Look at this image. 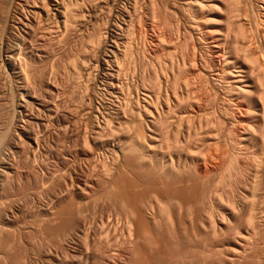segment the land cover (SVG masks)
<instances>
[{"label": "rangeland", "instance_id": "374dc122", "mask_svg": "<svg viewBox=\"0 0 264 264\" xmlns=\"http://www.w3.org/2000/svg\"><path fill=\"white\" fill-rule=\"evenodd\" d=\"M66 1L64 3H67V4H69V2L71 3V1L74 2V3L70 4V5H72V7L70 5H69L70 7L68 5H67V7L70 8L69 10L72 9L73 15L76 14L78 16L77 17L78 20L76 18H75L76 20L74 19L75 20L74 22L76 23V24L75 23L74 24L76 26H79V28L76 27L75 25H74L75 28H73V26H72L70 28L71 31L68 33V36L66 35L65 38H62V41L59 40V39H57V40H59V43H58V41L56 39H54V42H51V41H53L52 39L45 38V40H43V39L37 40L38 42L32 41V44L28 43V45L30 44V46L27 45V46H25V48L24 47L20 48V54L17 57L19 59H17V58L15 59L16 65L19 68V73L23 74V75L20 74V77L17 76V75H15L13 73L12 69L5 62L6 53H5V50L2 49V46H1V45H3V43H6L7 44L9 42L10 38H12L14 36V34L15 35H18L17 33H19V29L16 30V28H13L14 27L13 25L15 23H13L14 21L12 20V18L8 17L11 20L10 19H7V17L6 18L4 17V16H6L4 14L0 16V47L2 49V50L0 49V132H1L0 139L4 143V141L6 139L8 140L10 138V136H12V135L15 134L14 132L16 130L18 131V130H21V128H22L24 133H27L29 131L27 134H29L32 137L34 136L33 138H35L36 140H39L40 143H41L39 150L35 151V154L32 151H29V149L26 147V145H24L25 147L23 146V148L20 150L19 153L13 155L14 157H11L12 159L10 161L11 162L10 165L14 169L13 172H12L13 174L11 173L12 175L11 174H10V176L8 175L6 177V181H2V180H5V179H2V180L0 179V239H3L2 241H4L5 238H7V237L9 238L10 236H12V237H10V240L12 239L11 241H14V244H16V245L18 244L19 246H22V248L24 247L23 248V251H22V254H21V257L19 258L20 260H18L17 263L15 261L14 264H19L20 261H21L22 264H28L29 262L27 260H28V257L30 255H31L32 262L34 261L33 264H38V262L40 263V261H42V259H41L42 258V253L41 252H42L44 246L42 247V245L40 244V240H38L39 239V236L37 235L38 233H36L37 232L36 229H35V228H37L36 225H37V223L42 218H44L45 216H47L48 214L51 213V211H52L51 209H54V208L56 209V207H58V205L60 203H65L67 197L69 196V194L67 195L65 192H63V194H62V192L59 191L60 188L57 187V186L60 185V183H59L60 180H62L63 178L64 179H68L70 177V174L69 173H71V171H70L71 168H69V170H68V162L69 161L66 158L67 154L68 153L70 154V159H71V157L73 158V156L75 155V152L77 150V147H76L77 145L75 143H73V142H75V141H73L75 138L74 139L72 138V141H71V139L66 138L63 135V131L64 130L62 128H65L66 122L62 119V115L65 113V111L66 110L67 111L70 110V108L72 110L73 107L75 108V107L79 106L80 105L79 104L80 99H78V97L81 96V93L82 92L84 93L86 91L89 94L90 93L92 94V95L91 94L89 95V97L91 96V98L89 100V97H87L88 96V93L87 92L84 93V94H86V98H85L86 99V101H85L86 104L84 103V105H85L84 107H85L86 110H89L90 106L92 105L91 107H95V108L99 109L100 111L102 109V112L103 113H107L108 114V111H109V113L111 115L110 114H108V115L111 117L112 122H113V120L115 121L114 122L115 124L113 123L114 127H113L112 124H110L108 126V129L107 130H109L110 134H109V132L107 130H104V132L107 131V134L104 135L106 132L105 133L103 132L102 135H103L104 138L105 137L107 138L108 137L107 136L108 134H109V136H111L113 133H115L114 131H117V135H119V138L115 134L116 136H113L112 135L113 137L112 136L111 137H108L107 138L108 140L105 138V142L108 141V142H110L112 144H114V143L119 144L122 147L123 150L126 147V151H128V152L126 153V151L124 150V152H125V154L127 156L126 155H123L122 152L120 153V150H118L117 148L114 149L113 146L110 147V145H107V144H106V146L103 145L101 147H97L98 149H96V148H94L92 139H90L89 146L90 145L91 146L93 145L92 146L93 147L92 150L94 151L95 157H97L95 159H98V161L97 160L96 161L98 162L99 166H100V163H105L104 161H107V164H106L107 166L105 165L107 168L104 167V164H101V166L99 168L101 170H99V171H97V173H95L96 177H98L99 174H100V176L98 177L100 180H101V177H102V180L101 181L98 179V182L100 181L98 183V185L100 184L99 185V189L100 190L103 189V187H104V181L106 180L107 177L108 178L109 177L115 178L117 181H118V179H120L119 180V183L120 184H123V183L124 184H128L130 182H134L135 183L136 182V179H135L136 176L134 175L133 171L127 165L128 164V160L132 156V153H130L129 151H131L130 150V148H132L131 146H133L136 142H138V141L141 142V143H145L146 142L145 140H146V135H147L146 133H148V126H147V123L144 122V119H143V121H141L142 119H139L140 121H136V119L138 120V116L136 115L135 116L136 119H135L134 118V115H135V113L136 114L139 113V110L138 109H140V108L142 109V107L139 108V105L142 106L141 103H142V99L144 98V96H143L144 90L145 89H147V90L148 89L149 90H153L155 88V85L154 84H156V82H158V80L156 81L157 78H155V77H158V79L163 80V78L164 77L166 78V76L167 77L169 76V78H172L171 81H173L174 77L177 78V76H179L178 78L180 80H179V84H177V86L179 85L178 88L181 87L182 85L183 86L181 88H185L184 83L187 81V84H188L191 81L192 86H194V88L196 89V92H197L196 94H198L199 92H201V94H203L201 96L202 99H201V97H199V94L200 93L198 95H196L198 97V99L196 97V99L198 100V102H196L194 104L192 102H190V104L189 103H187V104L185 103L186 104V107L184 106V102L182 104L183 105V108H185L187 110L189 108H191L190 107L191 105H195L196 107H194L192 109H194V111L196 110L198 112V114H197V112L193 113L192 111H189L190 114H191V112L193 113L191 115H193V116L196 115V116H194L195 120L194 119L191 120V122L193 121L192 123H194V121H196L195 123H197V124H195V126L193 124H190L189 123L191 118L189 119L188 116L189 117H191V116L190 115H188V116L186 115L187 117H185V118L188 119V120H186V122L189 123V124H186L184 122L185 123L184 133L187 134L189 127L191 129L192 128H195L196 129L198 127L197 128L198 131L200 130L201 133H203L204 136H202L201 134L200 135L203 137V140H205V138H207L205 135H207L209 132H212V131H210L212 129V130H215L214 137H213V140L214 141H215L216 137L218 136L217 140L215 141V144L213 143L214 147H215L216 144H219V145H217L218 147L221 145L220 147H221L222 150L219 147V150L220 151L217 148L214 149L213 148V145H212V148L213 149L211 150L212 152L211 151L210 152L211 153H214L215 155H212L210 153H208V154L205 153L206 156H209L210 155L211 157H215L216 159L219 157L220 160L218 158L217 159L218 161L215 164V159L213 158L214 159L213 160V163L214 164H212V167L210 168V170L212 172L209 171L208 174L204 175V179L202 178L201 181H200V183L202 184V187H203L202 190H201V192H200V197H201L200 198V200H201L200 206H202L201 208L204 207V204H205V207L204 208H207V209H209L210 207H211L210 209L214 208V209H212L213 212L215 211L214 212L215 214L213 213L214 214L213 216L215 217V216L218 215L217 217H215L216 219L222 217V213H225L226 212V214H223V216L225 217V219H227V222H229V223L226 224V227H227L228 231L230 230L229 233H227V235L230 234V232H231V230H233V228L235 230L234 232H236L237 230L240 229L237 232H238V234L241 232V236H239L236 233H233L232 234V232L230 234L231 235L230 236L231 238L229 237V235L228 236L226 235L228 240L231 239L230 241H232L233 246H235V247L238 246L237 248H241L239 250H242L241 252L239 251V256L236 255L237 257L236 256H235L236 258L234 257L235 259H237L235 264H237V263L238 264H240V263L241 264H244V263L245 264H251V263L252 264H257L258 263L259 264V261H260V264H261V262H263V260H264L263 259V256H264L263 255L264 254V244L263 243H264V241H262L264 239H261L260 237L257 238V240H260V242L262 241L261 246H259L260 245V242L258 243L259 245L256 243V242H258V241H255L256 240V237H255V239H253L254 238V236H253L254 234H252V237H249V238H252V242L255 244V245L253 244L255 250L258 247L261 249V247L263 246V248L261 249L262 251L258 248L260 250V252H262V253H260L258 249L256 251H254L255 253L254 252L252 253V250H254V249H250L251 247H253V245L250 244V243H252L251 240L249 239L248 240V243L246 244V231L249 230L251 232V228L248 227L250 225L249 224V221H248V219H249L248 218V215H250V211H249L250 207L249 206H250L251 201H253V198H254V200L260 198V200H257V203L258 202L260 203V201L264 197L263 196L264 195V191H263L264 190V170H263V168H264V164H263V161H264V154H263L264 148L262 147V145H263V141L262 140L264 138V132H263L264 131V115H263L264 114V106H263L264 104H262V103H264V98H263L264 97V89H261V87H260V85H262L263 88H264V83H263V81H264V79H263L264 78V72H263L264 71V68L262 67L264 65L262 63V62H264V51L262 49H264V48H262L261 51L258 50L260 52H258L257 50L255 52L256 54L258 52L257 56L255 54V58L257 59V57H258V59H259L260 62L258 60L256 61V59L254 58V54H253V57H252V54H250V56L252 58H254V60H253L252 58H250L249 54L246 53L247 56H249L248 57L249 59L246 56V59H248L247 60L248 66H246V69L251 68V72H253L252 70L254 69V73L251 74V72H250V76L252 77L251 80H250V82H253L254 85L251 88L248 87V89L250 88L248 94L245 93L246 88L244 89L245 90L244 91V94L241 91H239L241 93L238 92L237 88H235L237 86L235 85V87H234V84L231 83V81L229 80V78H231V76L228 75V74L227 75L224 74L225 73L224 72L225 67L223 66L224 65L223 64V60L220 57H219L220 59L217 58L216 57L217 55L211 49V47H213L212 44H214L213 43L214 42L213 40L216 39V38L217 39L219 38V36L221 34L220 32H226V30H227L228 31L227 33H229L228 34V37L231 39V40L230 39L229 40H230V42H232V44L234 42L233 40L235 38V35H238L240 33L239 32L240 26L238 27L239 24H237V23H239V21L237 22L236 20H233L234 18H232L233 11L235 10V8H234V4H235L234 0H221L222 1L221 3H217L216 2L213 5L212 4H208V6H205L204 9H203L204 11L202 13L200 12L201 14L199 13V16L197 15L199 17V18H197V21H199L198 23H199V25L200 24L201 25L200 26L198 25L197 29H195L194 32H193V29L190 27L192 25L189 26L188 24H193L192 21H190V19L192 17H193L192 19H194V17L196 16V14H195L194 11H192L191 8H190V10H188L189 8L187 9V7L185 5H183V3L181 2V0H155V1L152 0L153 2L151 0L150 1L149 0H145V1L144 0L143 1L140 0L142 3L143 2L144 3L146 2L145 3L146 6H145L144 3L142 4L140 2L141 3L140 5H142L144 8L142 6H141L142 8H140V5H139L138 6L139 8L137 7L136 10L139 9V11H137V12H139V13L144 12V14L141 13V15H140L138 13L139 15L135 16V19L133 17L132 20H134V21L137 18V20H136L137 25H136V23H134L135 24L134 27L131 26V24H133V23L132 22L130 23V26H131L130 27V30L131 31L134 30V33L136 32V34H132V36L133 35L135 36L134 38L132 36H131L132 38L129 37V43L131 42L130 38L133 39V41H132L133 43L132 44L131 43L128 44V47H130L132 45V49L133 50L131 48H128L127 47V51L129 49H131L132 50V54L134 53L133 55L130 54V53L128 54L131 57L127 56V58H128L127 61L128 62L131 61L130 62L131 64L126 61L127 58L126 59L123 58V59H125L124 60L125 61V64H124L123 63L124 61H123L122 58H121V60L120 59L118 60L119 62L117 60L115 62V60H113V58H110L109 59V57H108L109 53L107 52L106 45H105V42H106V40H105L106 38L105 37L106 36H103V35H105L106 34L105 32L108 31V29L110 28L111 21L113 20V17H114V12H112L113 11V9H112L113 8V2L112 3L110 2L112 0H103V1L102 0H99V1L98 0H96V1L94 0L93 2H92V0H87V1L86 0H79L80 1V2L78 1L79 3L77 2V0H69V1L66 0ZM147 1H148V3H147ZM257 1L259 2V0H257ZM257 1L256 0H255V2L253 1V4H254V6L256 8H259L260 9L263 4L262 3H258ZM30 2H32V0H30ZM150 2H151V4H150ZM154 2H156V3H154ZM223 2H224V4H223ZM73 4H74V6H73ZM75 4L76 5L78 4L77 6H80L79 7L80 9L79 8H76L77 6ZM138 4H139V0H138ZM152 4H154L156 6H152ZM148 5H151V10H149V7L150 6L147 7ZM65 6H66V4H65ZM101 6H102V8H101ZM123 6L128 7L129 6V2L126 1ZM73 7H75L77 9L76 12H75V9ZM146 8L148 10H146ZM233 8H234V10H233ZM101 9H103L104 11L101 10ZM100 10L103 11L102 14H101ZM140 10H142V11H140ZM97 11L100 14H97ZM191 11H192L193 14L191 13ZM259 11H260V14L259 15L261 16L264 13V11L261 10V9ZM154 12H156V13H154ZM187 12L189 13V15L186 14ZM77 13L78 14L81 13L82 16L81 15H78ZM254 13L256 14V12H254ZM84 14L86 16H83ZM91 14L92 15L95 14V15H93L94 17ZM133 14L134 15L137 14L136 11H135V13L133 12ZM146 14L148 15V17H146L147 16ZM154 14L156 16H154ZM96 15H98V16H96ZM138 16L139 17L142 16L141 18L142 19L143 18L145 19V21L143 19L144 23L142 22V19H140ZM256 16H257V14H256ZM262 16L264 17V15H262ZM81 17H82V19H80ZM154 17H155V20H154ZM183 18L184 19L186 18L185 19L186 21H184ZM231 18H232V20H231ZM138 19L141 20V22H139L140 24L138 23ZM115 20L117 21L116 22L117 24L118 23L119 24L121 23L119 20L122 21L121 17H119V16ZM146 21H147V23H145ZM244 21L242 20V21H240V23L243 22L242 24H245L246 25V22L244 23ZM84 22H87V23L85 24ZM152 22H153V24H152ZM184 22H185V24H184ZM260 23H261V25L259 24V26H261V27H259V28L260 29L262 28V30H261V33H262V32H264L263 31L264 30V25H263V23L261 21H260ZM81 24L84 25L85 27H82ZM148 25H149V27H147ZM144 26H145V28H144ZM248 26L249 25L247 24V26H245V27L248 28ZM199 27H201L200 28V30L202 29L201 31L200 30L197 31ZM248 29H246V31H248ZM82 30H84V31H82ZM208 30H209V33L211 32L210 34L207 32ZM92 31H93V33H92ZM97 31H98V34L100 33L99 36H100V39L102 40L101 42H103V44L99 43L100 42L99 39H97V40L95 39L96 38L95 36L97 34ZM101 31H102V33H101ZM240 31H241V29H240ZM178 32H180V33L178 34ZM195 32H198V34L196 33L197 36L195 35ZM203 32H204V36L202 35ZM218 32L220 33L219 35H218ZM129 33H130V31H129ZM207 33L210 35V36H208L209 38L207 37ZM193 34H194V36H193ZM89 35L91 37L93 36V38L95 37L94 39L96 41L95 42H92L94 40ZM185 37H186V39H185ZM199 37L201 39H203V37H204V40H202V41H204V42L206 41V43L208 42V44H207L208 46H206V43L202 42ZM261 37L262 38L260 40L263 42V45H264V38H263L264 36H263V34L261 35ZM65 39H66V41H65ZM91 39H92V41H90ZM98 40H99V42H98ZM88 41H90L91 44H93L95 46V49H94L95 51H92L91 50V49L94 48V46L89 45V42ZM97 42L99 44L105 46V47L104 48H102V47L100 48L101 45L99 46V44ZM195 43H196V46H195ZM6 44H4V45H6ZM4 45H3V47H4ZM88 46H90L89 49H88ZM136 46H138V49H137ZM86 47H87V50H86ZM187 47H188V49H187ZM189 47H190V49H189ZM208 47H210L209 50H208ZM197 48H198V50H197ZM85 50L87 52H85ZM131 50H129V51H131ZM136 50L138 52H136ZM189 50H191L190 53H187V52H189ZM195 50H196V52H195ZM88 51L91 54L88 53ZM184 51L187 54H185ZM83 52H85V53L83 54ZM104 52H106V53H104ZM81 53H82V55H81ZM86 53H87V56H86ZM95 53H97V54H95ZM208 53H210V54L208 55ZM193 54L194 55H197L198 58L195 59ZM233 54L236 55V52H234ZM93 55H94V57H93ZM174 55L177 57L176 61H175V56ZM183 55L185 56L184 58H182ZM188 55L191 56V57L189 56L190 59L193 58L192 59V62H194L197 59L200 60V61H195V62H198V63H191V65L192 64H195V65L197 64L198 66L197 65L196 66H194V65L191 66L190 63L188 64V60H189ZM78 56H80V57H78ZM180 56H182V57H180ZM240 56H241V58L243 57L242 54H240ZM135 57H136V59H135ZM173 57H174V59L172 60ZM205 57H207V58H205ZM74 58H75V62H73ZM78 58L80 59L79 61H78ZM85 58H86V60H85ZM90 58H91V60H90ZM94 58H96V59H94ZM185 58H188V59H186V66L184 64L182 65L183 60ZM204 58H205V60H204ZM82 59L84 61H87L89 59L88 60L89 63L88 64H86L87 62H84L83 63V60ZM106 59H109V61L106 60ZM158 59H160L161 62L158 61ZM105 60L107 61V63H106ZM136 60H137V63H136ZM121 61H122V64L127 65L126 66L127 68L125 70L123 69V72H121L120 69H121L122 65H120L121 67L118 65L119 68H120L119 69V73L122 74V76L120 75V77L118 75V78H119V81H120L121 84L122 83L125 84V86L123 84L121 85V89L123 90L122 86H124L126 88V90H124V94H127V95H124L123 94V91H122V93L120 95H115L116 98H114L115 97L114 94H110V96H109V93H111V92L106 91L107 89L104 86L105 83H106V81H104L105 78H104L103 75H104V73L108 69H110L117 62H118V64L119 63L121 64ZM170 61H172V62H170ZM190 61L191 60H189V62ZM69 62H70V64H69ZM173 62H174V66L171 65V64H173ZM179 62L181 63L182 66L180 65ZM258 62H259V65H257ZM108 63L109 64L111 63V64L108 65ZM83 64H84V66L86 64V67H88L87 65H90L92 68L89 66L88 67L89 68L88 71H89V73H92L93 72V74H89V76H88V73L87 74H82L81 67L83 66ZM152 64H154L155 66L152 65ZM166 64H168V65L166 66ZM69 65H70V67H69ZM94 65H95V67H94ZM124 65H123L122 68H125ZM132 65H134V66H132ZM187 65L188 66H191L192 68H190V69L187 68V70H186L185 67H187ZM73 66H76V67L77 66L78 67L80 66V67L79 68L77 67V71H75L76 68L74 69ZM129 66H130V69H129ZM161 66L164 68V70H166V71L168 70L167 73H169L171 76L169 74H167L164 70H163V73L165 72L164 73L165 75L163 73L161 74V71H162L161 70ZM164 66H166V67H164ZM177 66L179 68H180V66L182 68L185 66L184 69H185L186 72H184V69H183V71H179L180 69L182 70V68L179 69ZM93 67H94V70L95 71H93ZM167 67H168V69H166ZM196 67H198V69H200L202 71L197 70ZM259 67L260 68L262 67L263 70H261ZM70 68H71V70H68ZM90 68H91V70H90ZM169 68L170 69L172 68L173 70L174 69L177 70V68H178L179 70H177V71L174 70V73H173V74H177V76L174 75V77H173V74L171 73L172 69L170 70ZM78 69L81 70V72H78ZM127 69L130 70L129 72L127 71L129 74L126 72ZM155 70H157V71H155ZM90 71H92V72H90ZM57 72H59V73H57ZM125 72H126V75L127 76H124L125 75ZM156 72H158L157 73L158 75L156 74ZM68 73L69 74H72V76H73V73H75L74 76H73V77H75V81H74V78L71 75H68ZM79 73L85 79L83 78V80H82V77L81 78L79 77L80 76ZM133 73H134V75H133ZM178 73H180V74H178ZM199 73L201 75H198ZM217 74H218V76H217ZM77 75H79V76H77ZM69 76L71 77V79H69L70 78ZM76 76H77V78H76ZM260 76H261V80L263 79L262 80V84H260L261 83L260 82L261 80L259 79ZM262 76H263V78H262ZM78 77H79V81L77 80ZM88 77H90V78H88ZM97 77H98V79H97ZM121 77H122V80L123 81L120 80ZM143 77L145 78V80H143ZM128 78H129V80H127ZM141 78H142V80L144 82L146 81V84L144 83V85H143V83H142L143 81L141 82ZM135 79H136V82H134ZM152 79L153 80L155 79L154 81H156V82H154V84H151L152 81H153ZM69 80H71V81H69ZM80 80H82L81 81V84L83 83V87H80L81 84H78V82L80 83ZM84 80L86 81V83H85ZM96 80L98 81L99 85H97V81ZM188 80H190V81H188ZM72 81H74V82H72ZM76 81H78L77 84L76 85L73 84V83H76ZM137 81H139V82H137ZM70 82L72 83L71 85H70ZM100 82H103V83L101 84ZM176 82H174V81L172 83L169 82V85L167 86L169 93H172L173 86L176 87V84H173V83H176ZM255 82L257 83V86H256V83ZM126 83L129 84V85H127ZM137 83H139L140 86ZM147 83H148V85H147ZM170 84H173V86H171ZM74 85L77 88L74 89V87H73ZM77 85H80V86H77ZM87 85L89 86V88H86L88 90L84 89ZM68 86L71 87L69 90H68V88H69ZM137 86H138V88L141 87L139 89H141V90L143 89V90L142 91L141 90H137L138 89ZM146 86H147V88H146ZM169 86H171V87H169ZM192 86L190 84V87L191 88H192ZM78 87H80V92H78L79 90L73 91V89L76 90V89H78ZM103 87L105 88L104 90H103ZM131 87H134V88H131ZM142 87H145V89L142 88ZM156 87H157V85H156ZM66 88H67L68 92L70 91V93L64 92V91H67ZM135 88H137V89H135ZM170 88H171V90H170ZM131 89H133V90L130 92ZM195 89H194V91H195ZM231 89H232V91H231ZM155 90L157 91V88ZM155 90H153V91H155ZM226 90L229 91V92H227ZM54 91L55 92L57 91L56 94H54L55 93ZM137 91H138V93H137ZM230 91L232 92V96L230 94L231 93ZM52 92H54V93H52ZM62 92H64L63 94H65V98H67V100L66 99L64 100L60 96V93L62 95ZM75 92H77V93H75ZM234 92H236V93H234ZM73 93H74V96H73ZM78 93H80V94H78ZM129 93L130 94L132 93V95H130ZM68 94H70V96H69L70 99L73 97L72 98L73 100H70L68 98V96H67ZM71 94H72V96H71ZM76 94H78V95L76 96ZM101 94H103V95H101ZM22 96H24V97L22 98ZM32 96H33V98H32ZM62 96L64 97V95H62ZM117 96L118 97H121V98H117ZM125 96H127V97L125 98ZM136 96H138V97H136ZM240 96H243V97H240ZM244 96H245V98H244ZM75 97H76L77 101H75L76 100ZM123 97H124V99H123ZM128 97H129V100L131 101V103H132V100L135 98L133 100V103H132V107L133 108L129 106L130 101L127 99ZM23 99H25L24 101H26V100L27 101H29V100H36V101L41 102L43 104H49V102L52 103V100L55 99V100H59V102L62 103L61 105H63V106L60 109V111H63V113L60 112V113H62V115L59 113L60 115H59L58 119H56L55 121H52V118H51L50 114L45 113L43 111H38L36 108H33L34 106L33 107L30 106L29 103H26V104H29V105H27V106L25 105L26 106L25 109H28V110H26L27 113H28V115L29 114H30V116H35L36 115L37 117L35 116V118H38V119L41 118L40 120L43 121L44 123H46L47 128H49L48 130L50 131V129H51V132H50L51 136H50V134H48V136L47 135H43V132H41L42 131V128L39 127L38 124H36L34 122H33L34 124L33 123H28L26 121V119L21 116V114H20L21 108H19V107H20V104L23 103ZM46 99L49 100V101H47ZM61 99H63L62 102L60 101ZM125 99L127 100V104H126ZM138 99H139V101H141V103L138 101ZM200 99L202 101H200ZM91 100H93V101H91ZM94 100H95V102H94ZM117 100H119V102H121V103H119ZM195 100H194V102H195ZM243 100H246V101L244 102ZM65 101H69V102H66L65 104H63ZM71 101L72 102L75 101L76 104H74V102L72 104ZM124 101H125V103H124ZM199 101H200L201 104H199ZM89 102H93L94 106H93V104H90ZM136 102L139 103V104H137ZM68 103H71L73 106L71 104L69 105ZM87 103L90 105L89 107H88V104ZM101 103H102V105H101ZM131 103H130V105H131ZM243 103H244V105H243ZM188 104H189V106H188ZM197 104L202 105V109H201V106H199ZM241 104H242V106H241ZM66 105H68V106H66ZM98 105H99V107H98ZM106 105H107V107H106ZM115 105H116V107H119V106L122 107L123 106L122 109L126 107L125 110L128 109V111L127 112L125 111V112L128 113V115L126 114L127 115L126 117H122L120 119H117L116 117H114L115 115L113 114L114 113V110L113 109L115 108ZM126 105L129 106V107H127ZM136 105H138V106H136ZM236 105H239V106H236ZM102 106H104V109L102 108ZM68 107H70V108L67 109ZM136 107H138V109ZM239 107H240L241 112L239 110ZM183 108L181 106L180 107L181 110L179 109V111H182V113L186 111ZM129 109H131L130 111H132L133 109L135 110V111L133 110L134 111V115H131L132 112L130 113L129 112ZM73 110H74L73 113L76 114L75 113V109H73ZM105 110L107 112H105ZM112 110H113V112H112ZM245 110H247L248 112H246ZM179 111H178V114L181 113ZM206 111H208V112H206ZM210 111L211 112L213 111L216 114V116H215L214 113H212V114H214V116H209V115H211V113H209ZM202 112H203V115H205L204 113H206V116L209 113L208 118L211 117L210 119H213V120L207 119V120H209V122H206L207 121L206 120V116H205V118H203ZM129 113H130V115L133 118L130 117ZM199 113H201L202 116L199 117V115H200ZM46 116H48V117H46ZM112 116L114 118H112ZM141 116H142V114H141ZM127 118H129V119H127ZM235 118H237V119H235ZM243 118H244V120H243ZM44 119H46V120L44 121ZM87 119L88 118L85 119L86 123H85V121H84V123L86 125L88 124V127H90L89 131L91 132V122L89 121V119H88V122H87ZM96 120H95V124L97 122H99L101 119L99 121H96ZM116 120L117 121L119 120V121L117 122ZM200 120H202V121H200ZM213 121H214V123H212ZM49 122H50V126H49ZM124 122H126L125 123V126L128 124L130 127H132V129H131L132 131L129 132L128 125H127L126 126V131L127 132L125 130H124L125 132H121V131H123V128L125 129ZM198 122L199 123L201 122V124H199ZM210 122L212 123L211 124L212 127L209 126V125H207V127H206V124H208ZM237 122H239V123H237ZM75 123H76V125H75ZM79 124L81 125V121L79 119L73 123V125H74L73 129L75 128L73 130L74 131L73 136L76 134V132H77L76 128L77 129L79 128V126H80ZM118 124H121V125L123 124V127H121V125H118ZM133 124L134 125L137 124L135 126H137V128H138L137 129L136 127H134V129L136 130L135 131V134L132 133V132H134V129H133V126L134 125ZM77 125H79V126L77 127ZM111 125H112V127H110ZM116 125H118V129H120V130L117 129V126ZM188 125H191L192 127L189 126L188 128H186V126H188ZM196 125H197V127H196ZM200 125L202 126L203 129L205 128V130H203L205 132V134L202 131V128L199 129V127H201ZM213 126L215 127V129H213ZM119 127H121L122 129L119 128ZM175 127H177L176 124H175V126L172 127V130L174 129L172 132L171 131L169 132L167 130V127L165 128L167 130L166 131L164 129V127H163V129L160 128V130L162 129L161 130L162 132L159 130V131H157V133L159 132V136H161L160 135V132H161L162 133V136L165 137L164 139H163V137L161 139H163L165 141L166 138L169 137V133L171 134L170 135L171 138L173 136V134H172L173 132L174 133H177L178 130H175L176 129ZM206 128L207 129L209 128V130H208L209 132L206 131L207 130ZM59 129H60V131H59ZM111 129H116V130H113V132H112ZM140 130H142L144 132H141ZM145 131H147V132H145ZM191 131L190 132L194 135V131L195 130L192 129ZM196 131H195V133H197V134L195 136H197L199 134L198 131L197 132ZM242 131H245V132H243L244 134L242 133ZM52 132L55 134V136H52V134H53ZM118 132H119V134H118ZM136 132H137L138 135L141 134V133H142V135H139L138 136V135H136ZM57 133H59V135L62 136V137H60ZM91 133H90V135H91ZM163 133L165 135H163ZM166 133H168V134H166ZM125 134H126V136H125ZM210 134H213V132L210 133ZM216 134H218V135H216ZM140 136H141V138L143 137L141 139L142 141L139 138ZM250 136H251V139H250ZM64 137H65V140L68 139V140H66V142L64 140ZM131 137L133 138V140L131 139ZM200 137H198V138H200ZM104 138H102V139H104ZM136 138L137 139L139 138L138 141H137ZM239 138H241V139H239ZM243 138L244 139L246 138L245 139L246 141L245 140L243 141ZM119 140L122 143H124V144H122ZM130 140H132V142ZM2 141L0 142V144H2ZM10 141H11V139H9L6 143H8ZM236 141H238L239 143L236 142ZM68 142L71 144V147L69 146V143ZM126 142L129 143V145H130V143H133V144H131L129 146L128 144H125ZM66 143H67V145H66V148H65V144ZM230 143H231V145H230ZM235 143H238L240 145H242L241 143H243V145H245V146L242 147L243 145L240 146V145L235 144ZM237 145H238V147H237ZM248 145H249L250 148L248 147ZM92 147H89L88 149H90ZM108 147H109V149H108ZM246 147H248V148H246ZM74 148H76V149H74ZM262 148H263V151H262ZM106 149H107V151H106ZM233 149H234V151H233ZM203 150H205L206 152H208L206 150V148L203 149ZM216 150H218L217 153L219 155L222 152L220 156H217V153L215 152ZM205 151H202V154ZM235 151H236V153H235ZM97 152H99V154ZM100 152H102V153H100ZM110 152L113 154V156L111 155ZM254 152H255V154H253ZM117 153L118 154H121V156L120 155H116ZM102 154H103V158H102ZM106 155H108V156H106ZM253 156H255V157H253ZM118 157H120L121 161H120V159ZM127 157H128V159H127ZM104 158H108L109 160L108 159L104 160ZM112 158L115 159V162L113 161ZM117 158L119 159V162H117L118 161ZM123 159H124V161H123ZM257 159H258V161H257ZM108 161L111 162V165L113 163L114 164L116 163L115 164V167L114 166H111L110 163H108ZM79 162L80 163H85L84 161L81 162V160L80 161L77 160L76 163L79 164ZM124 162H125L126 165L124 164ZM117 163L118 164H121L120 165L121 168L116 167L118 165ZM261 163L263 164V167L262 166H258ZM72 166H74V165H71V167ZM122 166H125V169H128L126 171H129L130 174H127L128 172H126L125 169ZM126 167H128V168H126ZM63 168H64V172H63ZM104 168L107 169V170L110 169V168L111 169L117 168L118 169L117 171H118L119 175H117V173H115V171H116L115 170L114 171V174L115 175L112 173L113 176L112 175L111 176L107 175V177H106V173H105L106 170H105V172H102V171H104L103 170ZM258 168L260 169V171L258 170ZM66 170H68V171H66ZM119 170L121 172V175H120ZM203 170L204 169H201V171H203ZM59 171H61V173H62L61 175H63L62 177L60 176V173L57 174ZM67 172H68V175L69 176L66 174ZM98 172H100V173H98ZM101 174H103V176H101ZM258 174H260L259 177H258ZM55 176H57L58 178L54 179ZM103 178H104V180H103ZM208 178H210V179H208ZM55 180H57V181H55ZM204 180H206V181H204ZM262 181H263V183H261ZM207 182L210 183V185L207 184L208 186H210V188H207L206 189L205 188L206 185H204V184H206ZM212 187H214V188H212ZM255 187H256V190L254 191ZM117 188H115V189H116V192L118 193L119 191H117V190H119V189H117ZM115 189H114V192H115ZM210 189L212 191L214 189V191L216 193L213 191V193L211 195L210 194ZM261 189H262V191H260ZM205 191H207V192H205ZM55 192H57V194ZM205 193H207L209 196L207 194H205ZM64 194H66V196ZM54 196L59 197V201L60 202L59 201L58 202H53L55 200L54 199ZM255 196L256 197L258 196V197L255 198ZM60 197H61V199H60ZM210 197H211V199L209 200ZM206 200H209V201L207 202ZM249 200H250V202H248ZM101 201H102V199H101ZM203 201L204 202L206 201V202L204 203ZM210 201H211V203H210ZM262 201H264V199ZM262 201H261V203L264 204V202H262ZM108 202L109 201H106V197L104 196V199H103V201L101 203H108ZM206 203H208L209 205L208 204L206 205ZM248 203H249V206L247 205V208L249 207V209H248V211H246L247 210L246 209V204H248ZM210 204H212V205H210ZM263 204H256V206L258 205L257 214L255 213L256 214V218L258 216V212L259 211H260L259 212V215L260 216L257 218L258 220L256 222V221H254L256 219L255 218V215H254L253 225L256 223L255 225L257 226V229H258V232H256V233H258L259 236L261 235V237L263 236V238H264V229H263V227H264V224H263L264 223V218L262 216L263 213H261L262 212L261 211V209H262L261 207L262 206H260V205H263ZM172 205H174L173 206L174 207L173 209H175L176 211L172 209L173 215L170 218H172L171 220H172L173 224L175 223V225L177 227H175V225H174V227H175L174 228L172 225H169V228L170 229L164 230L163 235H161V238H163L164 242L159 243L158 245L152 246L151 249L154 252H151L150 251V254L152 256L151 263L150 264H171V263L172 264H184V262H185V264H193V263L196 264V262L197 263L200 262L202 264V261H203V264H205L204 263V259H206V258H209L210 259V257H212L210 255H213V254L216 255L217 254V251L215 249L216 248L215 245L214 244H207V243H209L210 241H212L213 243L216 244L217 243V239H215V238H213L211 236H208L207 238H204V241H203V244H202V240H203L202 237H200L199 235L197 237L196 236L197 234H196L195 235L196 237L194 238V235L192 234L193 232L191 231V229H190L189 232H187V233H189L188 236H187V234L184 233L185 232L184 231V227L181 226V223H182L181 221L187 223L186 225H188V227H189V224L191 223V216H188V217H190L189 218L190 220L188 219L189 220V222H188V220L185 217V215L183 214V212H181L180 207L178 208V206L181 205V203L179 205V201L176 202V200H175L172 203ZM176 205H177V207H176ZM176 208H178V209H176ZM263 208H264V205H263ZM262 210H264V209H262ZM174 211L177 212V214ZM172 212H171V214H172ZM216 213H218V214H216ZM180 214L182 216H180ZM219 214H221V215H219ZM261 216H262V218H261ZM181 217H183V219H180ZM192 219H194V218L192 217ZM228 219H229V221H228ZM235 219H236V221H235ZM232 220H233V222H232ZM231 222L233 223L234 227L231 224V227L228 228V226H229V224ZM234 223H236V224H234ZM260 224H261V226H260ZM32 226H33V228H32ZM246 226L249 229L246 228ZM260 227H262V229H260ZM176 228H178V229H176ZM236 228H237V230H236ZM259 229H260V231H259ZM175 231L177 232V235H176ZM20 232H22V233H20ZM260 232H262V234ZM30 233H31V235H29ZM35 233H36V235H35ZM18 234H20V235H18ZM5 235H7V236L5 237ZM236 235H238L239 237L236 236ZM258 235H256V236L258 237ZM21 236H22V240L23 241L21 240ZM36 236L38 237V239H37V242L38 243L37 244L34 242L36 240ZM242 236H245V238L243 237V241L244 242L241 240L242 239ZM236 237L238 238V241H236L237 240ZM192 238H194V239H192ZM196 238H198L199 240L196 239ZM233 238L234 239L236 238L235 241H233ZM31 239H32V241H31ZM174 239H175V241H173ZM189 239L195 240L194 241L195 244L192 242V244H194L193 246L190 244L191 241H189ZM20 240L22 241L21 242L22 244L19 243ZM181 240H183V241H181ZM185 240L187 241V243H185L186 242ZM240 241H242V242H240ZM165 243L167 245H165ZM168 243H170V244H168ZM237 243H239V244H237ZM0 244H2V243L0 242ZM38 244L41 245V248H40V246L38 248V246H37ZM183 244H184V246H183ZM206 244L209 245V246H206V247H210V245H212V246L214 245L213 247L211 246L209 248L210 250H211V248L214 249V251H213V249L211 250V251H213V253H211V251L208 248L205 247ZM159 245H160V247L158 248ZM248 245H251V247L248 246ZM242 247H245L246 248V251L248 250V252H246L245 251V248H242ZM248 247H250L249 249L251 250V254L250 255H249L250 250L247 249ZM199 248H202V249H199ZM204 248H206L205 254L208 251H210V254H208L209 252L207 253L208 255L206 254L207 257L206 256H202V255H205L203 253L204 252ZM31 249L32 250L34 249V250L31 251ZM38 249H40L39 250L40 252L38 251ZM197 249L199 251H197ZM189 250H190L191 253H190V255L189 254L187 255V253H189ZM193 250H194V252H193ZM201 250L203 252H201ZM195 251L198 253V255H197V253L195 254ZM27 252H28V255H27ZM33 252L36 255L37 254H40V255H37V256L36 255H33L34 254ZM257 252H258V255L259 256H256L257 255L256 254ZM241 253H243V254L241 255ZM218 254L219 255H216V256H219L218 258L216 256L215 257L213 256L212 257L213 260L212 261L209 260L210 262L209 261L208 262L210 264H213V263H215V264H218V263L219 264H222L223 262H224V264L225 263H227V264H233V262H235V261L229 260L226 254H225L226 255L225 257H223L224 255L222 256V254H220V253H218ZM245 254H247L248 257H247V255L245 256ZM200 255H201V257H198ZM38 256H40V257H38ZM159 256H160V258H159ZM188 256H190L189 257L190 259L188 258ZM240 256H242V257L240 258ZM183 257L186 258V259H184ZM238 257H239L240 262H238L239 261L238 260ZM251 257L254 259L253 260L254 262L253 261H250L251 260ZM254 257H256V258H254ZM47 258L49 259L51 257H47ZM194 258L199 259V261L197 259H194ZM226 258L230 262L229 261H226ZM247 258H249V261H248L249 263L247 262V260H248ZM127 259L128 258L125 257V259L123 258V260H122L123 262L120 260V262H118V263L121 264V262H122V264H125L126 261H127ZM174 259H175V261H173ZM215 259H216V262H215ZM183 260H185V261H183ZM217 260L218 261L219 260H222L223 262H221V261L218 262ZM255 260L257 261V263H256ZM194 261H196V262H194Z\"/></svg>", "mask_w": 264, "mask_h": 264}, {"label": "bare ground", "instance_id": "6f19581e", "mask_svg": "<svg viewBox=\"0 0 264 264\" xmlns=\"http://www.w3.org/2000/svg\"><path fill=\"white\" fill-rule=\"evenodd\" d=\"M66 0H32V2H30V0H0V16L1 15H6L4 16L5 18L7 17V19H10L12 18V20L14 21L13 23H15L13 26V28H16V30L19 29V33H17L18 35H15L10 38L9 42L6 44V43H3L6 44L4 45H1L2 46V49L5 50V53H6V57H5V62L8 64V66L12 69L13 73L17 76L20 77V74L19 73V68L18 66L16 65V61L15 59L18 57V55L20 54V48L27 46L28 43L32 44V41H36L38 42L37 40H45V38L47 39H52L53 41L51 42H54V39H59L62 41V38H65L66 35L68 36V33L71 31V27L76 24L74 21L77 19V15L72 13V9L69 10L70 8L67 7V5L69 6L70 4L74 3L71 1V3L69 2V4L67 3H64ZM69 1V0H68ZM79 0H77L78 2ZM87 1V0H86ZM94 0H92L93 2ZM96 1V0H95ZM99 1V0H98ZM103 1V0H102ZM126 1L129 2V6L126 7V6H123L124 3ZM143 1V0H142ZM145 1V0H144ZM150 1V0H149ZM152 1V0H151ZM155 1V0H153ZM152 1V2H153ZM253 1L255 2V0H234L235 4H234V8H233V16L232 18H234L233 20H236L237 22L239 21V24L238 27L240 26V29H239V34L238 35H235V38H234V42L232 44V42H230V38L228 37V34L227 33L228 31L226 30V32H218V35L220 34L219 38L217 39H214L211 49L213 50V52L217 55L216 57L217 58H221L223 60V66L225 67V70H224V74H228L231 76V78H229V80L231 81V83L234 84V87L235 85L237 87V90L238 92L241 91L243 94H244V89L246 88V91L245 93L248 94L249 93V90L250 88L254 85L253 82H250L251 80V76H250V72H251V68L249 69H246V66H248V63H247V60L249 59L248 57L250 56V54H252V57H253V54H254V58H255V52L256 50H260L262 48H264L263 46V42L260 40L262 37L261 35L263 34L264 36V32L261 33V30L262 28L260 29L259 27V24L261 25L260 21L263 23L264 25V17L262 15H264V13L260 16V9L264 11V0H259L258 3H262L263 5L261 6V8H256L253 4ZM67 2V1H66ZM76 2V1H75ZM76 2V3H77ZM80 2V1H79ZM78 2V3H79ZM89 2V1H88ZM111 3L113 2V11L114 12V17H113V20L111 21V25H110V28L108 29V31H106L105 35L103 36H106L105 40V45H106V49H107V52L109 53L108 57L109 59L110 58H113V60H116L118 61L119 59L121 60V58H127V56L131 57L130 55H128L129 53L132 54V45L130 47H128V44H132L133 42V39H131L132 37L134 38L135 36L132 34H136V32L134 33V30L131 31L130 30V27L133 26L134 27V23H136V20H132L133 17L135 19V16L137 15H141L144 14V12H137L139 11L136 10L137 7L142 3L140 0H139V4H138V0H112L110 1ZM141 2V3H140ZM181 2L183 3V5H185L187 7L188 10H190V8L192 9V11L195 12L196 16L194 17V19H190V21H192L193 24H188L192 29H193V32L195 29H197L198 25H199V21H197V18H199V13L203 12L204 10V7L205 6H208V4H214V3H221L222 1L221 0H181ZM97 3V2H96ZM95 3V4H96ZM144 3V2H143ZM142 3V4H143ZM146 3V2H145ZM144 3V4H145ZM148 3V1H147ZM156 3V2H154ZM66 4V6H65ZM138 4V5H137ZM151 4V2H150ZM164 4V3H163ZM224 4V2H223ZM76 5V4H75ZM78 5V4H77ZM76 5V6H77ZM72 7V5H70ZM69 6V7H70ZM74 6V4H73ZM87 6V5H86ZM142 5H140V8ZM146 6V4H145ZM150 6V7H149ZM152 6H156L154 4H152ZM227 6V5H226ZM80 6H77L76 8H79ZM83 7V6H82ZM147 7H149V10H151V5H148ZM75 9V12H76V8L73 7ZM88 8V7H87ZM102 8V6H101ZM104 8V7H103ZM139 8V7H138ZM144 8V7H143ZM80 9V8H79ZM98 9V8H97ZM155 9V8H154ZM167 9V8H166ZM103 10V9H101ZM101 14L102 12L104 11H101ZM146 10H148L146 8ZM256 10V11H255ZM99 11V10H98ZM97 11V14H100L98 13ZM137 14H133V12ZM142 11V10H140ZM154 11V10H153ZM187 11V10H186ZM191 11V13H192ZM78 12V11H77ZM110 12V11H109ZM147 12V11H146ZM256 12V14L254 13ZM139 13V14H138ZM156 13V12H154ZM163 13V12H162ZM168 13V12H167ZM200 13V14H201ZM78 14V13H77ZM186 14L189 15V13L187 12ZM193 14V13H192ZM78 15H81L78 14ZM90 15V14H89ZM92 15V14H91ZM95 15V14H93ZM92 15V16H93ZM113 15V14H112ZM134 15V16H133ZM147 15V14H146ZM151 15V14H150ZM198 15V16H197ZM82 16V15H81ZM83 16H86L85 14ZM98 16V15H96ZM100 16V15H99ZM121 17L122 21L119 20L121 23L117 24L116 22V18L117 17ZM152 16V15H151ZM154 16H156L154 14ZM180 16V15H179ZM192 16V15H191ZM10 17V18H8ZM94 17V16H93ZM139 17V16H138ZM142 17V16H141ZM141 17H139L140 19H142ZM145 17V16H144ZM148 17V15L146 16ZM158 17V16H157ZM184 17V16H183ZM76 18V19H75ZM84 18V17H83ZM92 18V17H91ZM231 18V20H232ZM75 19V20H74ZM82 19V17L80 18ZM96 19V18H95ZM144 19V18H143ZM142 19V22L144 23ZM148 19V18H147ZM184 19V18H183ZM186 19V18H185ZM184 19V21H186ZM188 19V20H189ZM11 20V19H10ZM78 20V19H77ZM111 20V19H110ZM154 20H155V17H154ZM244 21V23L246 22V25L245 24H242L240 23V21ZM81 21V20H80ZM92 21V20H91ZM149 21V20H148ZM181 21V20H180ZM201 21V20H200ZM235 21V22H236ZM12 22V21H11ZM133 23L131 24L130 26V23ZM141 22V20L138 19V23ZM155 22V21H154ZM233 22V21H232ZM75 23V24H74ZM82 23V22H81ZM85 24L87 22H84ZM147 23V21L145 22ZM189 23V22H188ZM205 23V22H204ZM140 24V23H139ZM153 24V22H152ZM185 24V22H184ZM187 24V23H186ZM233 24V23H232ZM247 24L250 26H248V28H246L245 26H247ZM78 25V24H77ZM82 25V24H81ZM137 25V23H136ZM187 25V26H188ZM201 25V24H200ZM199 25V26H200ZM262 25V26H263ZM76 26V25H75ZM146 26V25H145ZM144 26V28H145ZM79 28V26H76ZM82 27H85L84 25H82ZM89 27V26H88ZM149 27V25L147 26ZM146 27V28H147ZM81 28V27H80ZM136 28V27H135ZM189 28V27H188ZM201 27L198 28L197 31L200 30ZM248 29V31H246V29ZM84 29V28H83ZM182 29V28H181ZM187 30V29H186ZM202 30V29H201ZM200 30V31H201ZM84 31V30H82ZM130 31V33H129ZM264 31V30H263ZM18 32V31H17ZM133 32V33H132ZM182 32V31H181ZM188 32V31H187ZM206 32V31H205ZM209 33V30L207 31ZM83 33V32H82ZM93 33V31H92ZM102 33V31H101ZM180 32H178L179 34ZM190 33V32H189ZM198 32H195V35L197 36ZM207 33V37L210 36L209 33ZM90 34V33H89ZM100 34V33H99ZM98 34V31H97V34H96V40H98L99 43L103 44V42H101L102 40L100 39V36ZM191 34V33H190ZM88 35V34H87ZM187 35V34H186ZM192 35V34H191ZM204 36V32L202 34ZM84 36V35H83ZM90 36V35H89ZM132 36V37H131ZM194 36V34H193ZM82 37V36H81ZM80 37V38H81ZM91 37V36H90ZM129 37L131 42L129 43ZM214 37V36H213ZM9 38V37H8ZM93 38V36L91 37ZM93 38L94 41H92V39L90 41L92 42H95L96 40ZM103 38V37H102ZM200 38V37H199ZM209 38V37H208ZM264 38V37H263ZM83 39V38H82ZM186 39V37H185ZM192 39V38H191ZM201 39V38H200ZM199 39V40H200ZM230 39V40H229ZM55 40V41H56ZM59 40L58 43H59ZM69 40V39H68ZM204 40V37L203 39H201V41ZM64 41V40H63ZM66 41V39H65ZM89 42V45H92L94 46L93 44H91V42ZM104 41V40H103ZM97 42V43H98ZM182 42V41H181ZM190 42V41H189ZM204 42V41H202ZM34 43V42H33ZM40 43V42H39ZM62 43V42H61ZM98 43V44H99ZM186 43V42H185ZM188 43V42H187ZM206 43V41L204 42ZM211 43V42H210ZM30 44L28 46H30ZM35 44V43H34ZM83 44V43H82ZM99 44V46L101 45ZM201 44V43H200ZM203 44V43H202ZM208 42L206 43V46ZM38 45V44H37ZM84 45V44H83ZM97 45V44H96ZM135 45V44H134ZM195 46H196V43H195ZM205 46V47H206ZM33 47V46H32ZM82 47V46H81ZM104 48L105 46L101 45L100 48ZM127 47L128 48H131L129 50L131 51H127ZM137 49H138V46H136ZM202 47V46H201ZM204 47V48H205ZM27 48V47H26ZM30 48V47H29ZM84 48V47H83ZM90 48V46H88V49ZM200 48V47H199ZM203 48V49H204ZM233 48V49H232ZM1 49V47H0ZM1 49V50H2ZM95 46L93 49H91L92 51H95ZM99 49V48H98ZM188 49V47H187ZM190 49V47H189ZM202 49V48H201ZM200 49V50H201ZM210 49V47H208V50ZM25 50V49H24ZM86 50H87V47H86ZM85 50V52H87ZM101 50V49H100ZM198 50V48H197ZM235 50V51H234ZM264 51V49H262ZM77 51V50H76ZM104 51V50H103ZM186 51V50H185ZM184 51V53H185ZM188 51V50H187ZM191 50H189V52L187 53H190ZM236 52V55L233 54L234 52ZM258 51V52H260ZM83 52V54L85 53ZM136 52H138L136 50ZM196 52V50H195ZM205 52V51H204ZM257 52V54H258ZM4 53V54H5ZM78 53V52H77ZM88 53H90L88 51ZM103 53V52H102ZM106 53V52H104ZM185 53V54H187ZM192 53V52H191ZM207 53V52H206ZM249 54V56H247V54ZM76 54V53H75ZM91 54V53H90ZM97 54V53H95ZM134 54V53H133ZM132 54V55H133ZM205 54V53H204ZM210 53H208L209 55ZM213 54V53H212ZM239 54V55H238ZM240 54H242V58L240 56ZM256 54V56H257ZM73 55V54H72ZM82 55V53H81ZM107 55V54H106ZM141 55V54H140ZM194 55V54H193ZM86 56H87V53H86ZM126 56V57H125ZM175 56V55H174ZM190 55H188V58L189 60H191L189 62L188 60V64L190 63H198V62H195V61H200V60H193L194 62H192V59H190L189 57ZM201 56V55H200ZM206 56V55H205ZM246 56L248 59H246ZM20 57V56H19ZM72 57V56H71ZM80 57V56H78ZM94 57V55H93ZM100 57V56H99ZM182 57V56H180ZM185 56L183 55L182 58H184ZM250 56V58H252ZM76 58V57H75ZM75 58L73 60V62H75ZM82 58V57H81ZM104 58V57H103ZM133 58V57H132ZM131 58V59H132ZM171 58V57H170ZM188 58H185L183 60V63L182 65L184 64L186 66V59ZM194 58H198L197 55H194ZM200 58V57H199ZM207 58V57H205ZM204 58V60H205ZM219 58V59H220ZM254 58H252L254 60ZM19 59V58H17ZM71 59V58H70ZM96 59V58H94ZM109 59H106L109 61ZM123 59V61L125 60ZM136 59V57H135ZM174 59V57L172 58V60ZM177 57L175 56V61H176ZM256 59V58H255ZM77 60V59H76ZM80 59L78 58V61ZM83 60V59H82ZM81 60V61H82ZM86 60V58H85ZM89 60V59H88ZM84 61L83 60V63L84 62H87L86 64L89 63V61ZM91 60V58H90ZM98 60V59H97ZM105 60V61H106ZM128 60V58L126 59V61ZM133 60V59H132ZM149 60V59H148ZM259 61L258 57L256 59V61ZM140 61V60H139ZM158 61H160V59H158ZM71 62V61H70ZM69 62V64H70ZM91 62V61H90ZM96 62V61H95ZM114 62V61H113ZM119 62V61H118ZM118 62L113 65L110 69H108L105 73H104V78L106 81L105 83V88L107 89L106 91H109L111 93H109V96L110 94H114L115 95H120L123 91V94H124V90H126V88L124 87L125 84H123L124 86H122L123 90L121 89V83L119 81V78H118V75L120 77V75L122 76V74L119 73V66L125 64V61L123 62L124 64H122V61H121V64ZM128 62V61H127ZM131 61H129L128 63H130ZM135 62V61H134ZM146 62V61H145ZM144 62V63H145ZM161 62V61H160ZM172 62V61H170ZM178 62V61H177ZM221 62V61H220ZM250 62V61H249ZM253 62V61H252ZM260 62V61H259ZM259 62L257 63V65H259ZM262 62V61H261ZM72 63V62H71ZM107 63V61H106ZM136 63H137V60H136ZM159 63V62H158ZM168 63V62H167ZM176 63V62H175ZM180 63V62H179ZM201 63V62H200ZM255 63V62H254ZM264 64V62H262ZM76 64V63H75ZM82 64V63H81ZM86 64L84 66L81 67V70H82V74H87L88 73V76L89 74H93L92 73H89L88 71V67L90 65H87L88 67H86ZM111 64V63H110ZM108 63V65H110ZM127 64V63H126ZM131 64V63H130ZM134 64V63H133ZM163 64V63H162ZM165 64V63H164ZM207 64V63H206ZM72 65V64H71ZM119 65V66H118ZM154 65V64H152ZM151 65V66H152ZM161 65V64H160ZM168 64H166L167 66ZM172 66H174V62L173 64H171ZM176 65V64H175ZM181 65V63H180ZM181 65V66H182ZM194 66H196L195 64H192ZM191 65V66H192ZM251 65V64H250ZM262 65V64H261ZM81 66V65H80ZM79 66V67H80ZM98 66V65H97ZM127 65H124L125 68H122L121 66V69L120 71L123 72V69L125 70L127 67ZM131 66V65H130ZM130 66H129V69H130ZM134 66V65H132ZM149 66V65H148ZM147 66V67H148ZM155 66V65H154ZM164 66V67H166ZM180 66V68H182ZM184 66V67H185ZM191 66H188L185 67V69L187 70V68H192ZM193 66V67H194ZM198 66V65H197ZM252 66V65H251ZM20 67V66H19ZM70 67V65H69ZM72 67V66H71ZM78 67V66H77ZM77 67L76 66H73V68L77 71ZM78 67V68H79ZM91 67V66H90ZM95 67V65H94ZM94 67H93V71L94 70ZM106 67V66H105ZM145 67V66H144ZM153 67V66H152ZM160 67V66H159ZM170 67V66H169ZM178 67V66H177ZM184 67L182 68V70L178 69L179 71H183ZM257 67V66H256ZM264 68V65L262 66ZM262 67L260 68L261 70ZM92 68V67H91ZM90 68V70H91ZM136 68V67H135ZM140 68V67H139ZM157 68V67H156ZM163 67L161 66V74L163 73V70L164 68L162 69ZM174 68V67H173ZM195 68V67H194ZM197 70L199 71H202L200 69H198V67H196ZM223 68V67H222ZM102 69V68H101ZM153 69V68H152ZM155 69V68H154ZM168 69V67L166 68ZM170 69V68H169ZM172 69V68H171ZM170 69V70H171ZM184 69V72H186ZM257 69V68H256ZM59 70V69H58ZM61 70V69H60ZM68 70H71L68 69ZM81 70L78 69V72H81ZM169 70V71H170ZM175 70V69H174ZM174 70L172 69L171 73L173 74L174 73ZM175 70V71H177ZM195 70V69H194ZM65 71V70H64ZM102 71V70H101ZM129 72L130 70H126V72ZM135 71V70H134ZM133 71V72H134ZM154 71V70H153ZM157 71V70H155ZM160 71V70H159ZM166 73L167 71L164 70ZM178 71V72H179ZM254 73V69L252 70ZM259 71V70H258ZM77 72V73H78ZM99 72V71H98ZM126 72H125V75L124 76H127L126 75ZM127 72V73H128ZM164 72V73H165ZM217 72V71H216ZM260 72V71H259ZM264 72V71H263ZM12 73V72H11ZM59 73V72H57ZM56 73V74H57ZM65 73V72H64ZM71 73V72H70ZM101 73V72H100ZM119 73V74H118ZM135 73V72H134ZM133 73V75H134ZM158 72H156L157 74ZM163 73V74H164ZM176 73V72H175ZM193 73V72H192ZM203 73V72H202ZM220 73V72H219ZM75 73H73V76H74ZM80 74V73H79ZM129 74V73H128ZM144 74V73H143ZM151 74V73H150ZM160 74V73H159ZM169 74V73H167ZM180 74V73H178ZM195 74V73H194ZM204 74V73H203ZM23 75V74H21ZM68 75H71L72 74H69ZM132 75V76H133ZM146 75V74H145ZM158 75V74H157ZM165 75V74H164ZM170 75V74H169ZM174 75L177 76V74H173V77ZM198 75H201L200 73ZM220 75V74H219ZM222 75V74H221ZM72 76V77H73ZM79 76V75H77ZM76 76V78H77ZM92 76V75H91ZM90 76V77H91ZM129 76V75H128ZM138 76V75H137ZM151 76V75H150ZM163 76V75H162ZM171 76V75H170ZM218 76V74H217ZM225 76V75H224ZM223 76V77H224ZM255 76V75H254ZM259 76V75H258ZM63 77V76H62ZM70 77V76H69ZM80 78L82 77L81 74L79 76ZM79 77H78V81H79ZM88 77V78H90ZM179 76L174 77L173 81L176 82V83H173V84H176V87L173 86V84H170L171 86H173L172 88V93H169L168 91V85H169V82H173L171 81L172 78H169V76L166 78L164 77L163 80H160L158 79V77H155L157 78L156 81L158 80V82L152 81L151 84H154V82H156L155 85V88L153 90H155L157 88V91H153V90H147L145 89V87H142L144 88V92H143V96L144 98L142 99V103L141 101H138L142 104V106L139 105V108L142 107V109H138V107H136L138 110H139V115L135 113L134 115V111H130L133 107H132V103H133V99L132 100V103L131 101L129 100V97L127 98L130 103H129V106L132 107L131 109H129V112L131 113V115H134V118L136 119V115L138 116V120L136 119V121H140L139 119H142L141 121H143L144 119V122L147 123V126H148V133H146V142L145 143H141L138 141V139L140 138V140L143 138H141V136L137 139L138 142H136L135 140V144L133 146H131L132 148H130L131 151H129L130 153H132V156L130 157V159L128 160V167L133 171L134 175L136 176V182H130L128 184H120L119 183V180L118 181L115 179V178H112V177H107V175L111 176L112 173L114 174V171L118 170L117 168H113V169H105L107 168L106 164H107V161H104L108 158H104V162L105 163H100V166L101 164H104V171L102 172H105L106 170V180L104 181V187L102 190L99 189V185L98 183L102 180V177H101V180L96 177L95 173H97V171L101 170L99 169L100 166L98 164V159H95L97 157H95L94 155V151L92 150L93 149V145H94V148L98 149L97 147H101L103 145L106 146L107 145H110L115 148H117L118 150H120V153L122 152L123 155H126L124 150L126 151V147L125 149L123 150L122 147L119 145V144H112L108 141L105 142V138L103 137V132L104 130H107L108 129V126L110 124L113 125V123L115 122L113 120L112 122V119L111 117L108 115L110 114L109 111H108V114L107 113H103L102 112V109L101 111L95 107H91L88 103V107L90 106L89 110H86L85 109V101H86V93L88 89L86 88H89V86L87 85L84 89H86L85 91L86 92H82L81 93V96L78 97V99H80V102H79V106L77 107H73V109H75V113L74 114V110L72 111L70 107H68L67 109L70 108V110H66L65 113L62 115L63 111H60V109L62 108L63 105H61L62 103L59 102V100H55L53 99L52 100V103L49 102V104H43L41 102H38L36 100H29V101H24L25 99H23V103H19L20 104V107L21 108V111H20V114L22 117H24L26 119V121L28 123H36L39 125V127L42 128V131L43 132V135H47L50 134L51 132V129L50 131L48 130L49 128H47V125L46 123H44L43 121H41L40 119L41 118H35V116H30V114L28 115L27 111L28 109H25V107L27 105L30 104V106H34L33 108H36L38 111H43L45 113H48L50 114L51 118H52V121H55L56 119H58L59 115L61 114L62 115V119L66 122L65 124V128H62L64 131H63V135L66 137V138H69L71 139L72 141V138L74 139L73 143H75L76 147H77V150L75 152V155L73 156V158L71 157L70 159V154L68 153L66 158L67 160L69 161L68 162V170L69 168L71 173L70 174V177L68 179H62L59 181L60 185L57 186L59 187V191L62 192H65L67 195L69 194V196L67 197L66 199V202L65 203H60L58 205V207H56V209H51V213L50 214H46L47 216H45L44 218H42L36 225L37 228L36 229V233H38L37 235L39 236V239L38 237L36 236V240L34 241L36 244L38 243L37 242V239L40 240V244L42 245V247L44 246L43 250H42V261H40V263L38 262V264H119L118 262H120V260L122 261L123 258L125 259V257H127V261L125 264H150L151 263V254H150V251L151 252H154L152 251V246L154 245H158L159 243H162L164 242L163 238H161V235H163V232L164 230H167V229H170L169 228V225H172L174 227L175 223L173 224L172 222V218H170L172 215H173V212H172V209L174 208L172 205V203L176 200L179 201V205L181 203L180 206H178V208L180 207V210L181 212H183V214L185 215V217L187 218V220L190 218L188 216H191V223L189 224V227L188 225H186L187 223L181 221V226L184 227V233L188 234L187 232L191 231L193 232L192 234L194 235V238L198 235L200 237H202V244H203V241H204V238H207L208 236H211L215 239H217V243H213L212 241H208L209 243L207 244H214L215 245V249L217 251V254L216 255H219L218 253L222 254L223 257H225L227 255L228 259L229 260H232V261H235L233 262V264L236 263V260L235 259L238 255L239 256V251L241 252L242 250H239L241 248H237L235 246H233L232 244V241L228 240L227 239V236L229 235V237L231 236V232L232 234L233 233H236L238 234L237 231V228H236V232H234V228L233 230H231L230 234L227 235V233H229L227 227H226V224L229 223L227 222V219H225V217L223 216V214H226L225 213H222V217L216 219L215 217L217 216H213L215 213V211L213 212L212 209H207V208H204L205 207V204H204V209L201 208L202 206H200L201 204V200H200V192L202 190V184L200 183L201 179L203 178L204 179V175L208 174L210 170V168L212 167V164L213 163V160L215 159V164L216 162L218 161L217 159L219 158H215V157H211L210 155L209 156H206L205 153H210L212 155H215L214 153H211L212 149L214 148H217L219 150V147L221 146H217L219 144H216L215 147L213 145V143L215 144V141L217 140L218 136L216 137L215 141L213 140V137H214V132L215 130H210L213 132V134H210L212 132H209V128L206 130L208 131L207 135H205L207 138H205V140H203V133H201V131L199 130L198 131V127L196 125V129L195 128H192L194 129L195 131L197 130L198 131V137H200L201 135V139L198 138L197 136H195L197 133H195L194 131V135L191 133L192 129L189 127L191 125H188L186 126V128H188V132L187 134L184 133V126H185V123L186 124H193L195 126V123L196 121H194V123L191 122L192 119L195 120L194 116L196 115H191L195 112H197L196 110L194 111V107H196L195 105H191L188 110L183 108V102H184V106L186 107V104L190 102H192L193 104L198 102V97L196 95H198L199 93V97H201L203 94H201V92H199L198 94H196V89L194 88V86H192V83L190 80V83L187 84V81L184 83V86L185 88H181L177 86V84H179ZM222 77V76H221ZM68 78V77H67ZM74 78V81H75V77ZM84 77H82V80H83ZM87 78V77H86ZM138 78V77H137ZM151 78V77H150ZM206 78V77H205ZM209 78V77H208ZM256 78V77H255ZM263 78V76H262ZM25 79V78H24ZM71 79V77L69 78ZM85 79V78H84ZM98 79V77H97ZM133 79V78H132ZM170 79V80H169ZM224 79V78H223ZM259 79L261 80V76L259 77ZM258 79V80H259ZM264 79V78H263ZM262 79V80H263ZM80 80V83L78 81H76V83H73V84H81V81ZM122 80V77L121 79ZM125 80V79H124ZM129 80V78L127 79ZM143 80H145V78L143 77ZM142 78H141V82L143 81ZM228 80V79H227ZM254 80V79H253ZM262 80L260 81L262 84ZM71 81V80H69ZM72 81V82H74ZM85 81V80H84ZM88 81V80H87ZM97 81V80H96ZM123 81V80H122ZM121 81V82H122ZM151 81V80H150ZM206 81V80H205ZM209 81V80H208ZM229 81V82H230ZM134 82H136V79L134 80ZM139 82V81H137ZM148 82V81H147ZM194 82V81H193ZM221 82V81H220ZM86 83V81H85ZM101 84L103 82H100ZM132 83V82H131ZM143 85L144 83L146 84V81L142 82ZM149 83V84H150ZM256 83V82H255ZM264 83V81H263ZM72 83L70 82V85ZM127 84V83H126ZM139 85V83H137ZM141 84V83H140ZM187 84V85H186ZM190 84L192 86V88L190 87ZM259 84V83H258ZM69 85V84H68ZM73 86L74 89L77 88L76 86ZM97 85H99L98 81H97ZM129 85V84H127ZM142 85V86H143ZM148 85V83H147ZM157 85V87H156ZM77 86H80V85H77ZM134 86V85H133ZM136 86V85H135ZM140 86V85H139ZM150 86V85H149ZM169 86V87H171ZM228 86V85H227ZM256 86H257V83H256ZM68 90L71 88L70 86H68ZM80 87H83V83L81 84ZM80 87H78V89L74 90L73 91H77L79 90L78 92H80ZM93 87V86H92ZM99 87V86H98ZM151 87V86H150ZM248 87H250L248 89ZM261 89H264L262 85H260ZM59 88V87H58ZM103 87V90L105 89ZM129 88V87H128ZM131 88H134V87H131ZM138 88V86H137ZM135 88V89H137ZM141 88V87H139ZM137 89V90H141V89ZM147 88V86H146ZM152 88V87H151ZM229 88V87H228ZM233 88V87H232ZM53 89V88H52ZM130 89V88H129ZM128 89V90H129ZM193 89V90H192ZM195 89V91H194ZM199 89V88H198ZM234 89V88H233ZM67 90V88H66ZM67 91H64V92H68ZM82 90V89H81ZM90 90V89H89ZM95 90V89H94ZM93 90V91H94ZM101 90V89H100ZM133 89L130 90V92L132 91ZM143 90V89H142ZM141 90V91H142ZM171 90V88H170ZM58 91V90H57ZM56 91V92H57ZM91 91V90H90ZM203 91V90H202ZM227 91V90H226ZM232 91V89H231ZM230 91V92H231ZM55 92V91H54ZM52 92V93H54ZM56 92L54 94H56ZM64 92H62V95H64V97L61 95L60 93V96L65 100H67V98H65V94H63ZM72 92V91H71ZM204 92V91H203ZM223 92V91H222ZM229 92V91H227ZM239 92V93H241ZM70 93V91L68 92ZM77 93V92H75ZM88 93V92H87ZM93 93V92H92ZM96 93V92H95ZM104 93V92H103ZM138 93V91H137ZM225 93V92H224ZM236 93V92H234ZM238 93V94H239ZM80 94V93H78ZM76 94V96L78 95ZM91 94V93H90ZM88 93V96L90 95ZM94 94V93H93ZM106 94V93H105ZM130 94V93H129ZM134 94V93H133ZM231 96H232V92L230 93ZM229 94V95H230ZM28 95V94H27ZM53 95V94H52ZM58 95V94H57ZM92 95V94H91ZM103 95V94H101ZM124 95H127V94H124ZM132 95V93L130 94ZM139 95V94H138ZM242 95V94H241ZM31 96V95H30ZM56 96V95H55ZM54 96V97H55ZM59 96V95H58ZM68 98L70 96V94L67 95ZM66 96V97H67ZM72 96V94H71ZM73 96H74V93H73ZM99 96V95H98ZM105 96V95H104ZM122 96V95H121ZM205 96V95H204ZM207 96V95H206ZM238 96V95H237ZM24 96H22L23 98ZM60 97V98H61ZM107 97V96H106ZM112 97V96H111ZM127 96H125L126 98ZM138 97V96H136ZM197 97V99H196ZM240 97H243V96H240ZM33 98V96H32ZM50 98V97H49ZM59 98V97H58ZM73 98V97H72ZM70 99V100H73V99ZM91 96L89 97V100H90ZM116 98V96L114 97ZM117 98H121V97H118ZM131 98V97H130ZM133 98V97H132ZM192 98V99H191ZM208 98V97H207ZM230 98V97H229ZM233 98V97H232ZM245 98V96H244ZM264 98V97H263ZM63 99H61L60 101L62 102ZM76 99V97H75ZM94 99V98H93ZM103 99V98H102ZM108 99V98H107ZM124 99V97H123ZM187 101H186V100ZM195 102H194V100ZM202 99V97H201ZM200 99V101H202ZM236 99V98H235ZM234 99V100H235ZM243 99V98H242ZM47 100V99H46ZM69 100V101H70ZM112 100V99H111ZM120 100V99H119ZM119 100H117L119 102ZM137 100V99H136ZM191 100V101H190ZM233 100V101H234ZM22 101V100H21ZM49 101V100H47ZM69 101H65L63 104H65L66 102H69ZM77 101V99L75 100ZM74 102V104H76V102ZM93 101V100H91ZM122 101V100H121ZM126 101V104H127V100L125 99ZM124 101V103H125ZM128 101V102H129ZM199 101V104H201ZM204 101V100H203ZM232 101V100H231ZM237 101V100H236ZM235 101V102H236ZM244 102L246 100H243ZM263 101V100H262ZM72 102V101H71ZM72 102V104H73ZM95 102V100H94ZM103 102V101H102ZM123 102V101H122ZM217 102V101H216ZM240 102V101H239ZM26 103H29V104H26ZM90 104H93V102H89ZM121 103V102H119ZM137 103V102H136ZM186 103V104H185ZM238 103V102H237ZM32 104V105H31ZM69 105L71 103H68ZM71 104V105H72ZM78 104V103H77ZM86 104V103H85ZM100 104V103H99ZM112 104V103H111ZM139 104V103H137ZM188 104V106H189ZM197 104V105H199ZM239 104V103H238ZM264 104V103H262ZM26 105V106H25ZM97 105V104H96ZM102 105V103H101ZM134 105V104H133ZM240 105V104H239ZM239 105H236V106H239ZM244 105V103H243ZM68 106V105H66ZM73 106V105H72ZM87 106V105H86ZM94 106V104H93ZM127 106V105H126ZM127 106V107H129ZM138 106V105H136ZM182 106L183 109H185L186 111L182 113V111H179L180 107ZM201 106V109H202V105H199ZM242 106V104H241ZM246 106V105H245ZM264 106V105H263ZM29 107V106H28ZM99 107V105H98ZM107 107V105H106ZM123 107V106H122ZM121 106L119 107H116L115 105V108L113 109L114 110V117H116L117 119H120L122 117H126L128 115V113H126L128 111L125 110V108L122 109ZM210 107V106H209ZM244 107V106H243ZM102 108L104 109V106H102ZM135 108V109H136ZM200 108V107H199ZM66 109V108H65ZM64 109V110H65ZM209 109V108H208ZM244 109V108H243ZM110 110V109H109ZM112 110V112H113ZM181 110V109H180ZM239 110H240V107H239ZM126 111V112H125ZM178 111L181 112L178 114ZM189 111H192L191 114ZM200 111V110H199ZM214 111V110H213ZM209 112L211 113V115H208L209 116H214V112ZM246 112H248L247 110H245ZM244 111V112H245ZM34 112V111H33ZM37 112V111H36ZM62 112V113H60ZM105 112H107L105 110ZM208 112V111H206ZM216 112V111H215ZM241 112V110H240ZM252 112V111H251ZM60 113V114H59ZM129 113V115H130ZM214 113V114H212ZM127 114V115H126ZM142 114V116H141ZM198 114V112H197ZM199 117L203 115V112H202V115L201 113H199ZM205 115H203V118H205L206 116V113H204ZM246 114V113H245ZM111 115V114H110ZM130 115V117H132ZM188 115H190L191 117L188 116V118L190 119V122L187 123L186 120H188L187 117ZM208 115L206 116V120L207 119H210L208 118ZM242 115V114H241ZM259 115V114H258ZM264 115V114H263ZM87 116V117H86ZM141 118H140V117ZM216 116V114H215ZM37 117V116H36ZM48 117V116H46ZM112 116V118H114ZM129 117V116H128ZM239 117V116H238ZM246 117V116H245ZM23 118V119H24ZM88 118L89 121L91 122V132L89 131L90 127H88V124L86 125V121L85 119ZM115 118V119H116ZM133 118V117H132ZM197 118V117H196ZM49 119V118H48ZM60 119V118H59ZM80 120L81 121V125H77V127L79 126V128L76 132V134L73 136V133H74V125L73 123L77 120ZM88 119H87V122H88ZM97 119V120H96ZM101 119V120H100ZM129 119V118H127ZM126 119V120H127ZM237 119V118H235ZM240 119V118H239ZM46 119H44L45 121ZM61 120V119H60ZM95 120L96 121H99L95 124ZM125 120V121H126ZM133 120V119H132ZM210 120H213V119H210ZM244 120V118H243ZM242 120V121H243ZM51 121V120H50ZM85 121V123H84ZM117 121V120H116ZM119 121V120H118ZM117 121V122H118ZM202 121V120H200ZM216 121V120H215ZM238 121V120H237ZM241 121V122H242ZM185 122V123H184ZM204 122V121H203ZM206 122H209V120H207ZM205 122V123H206ZM26 123V122H25ZM33 123V124H34ZM58 123V122H57ZM78 123V122H77ZM122 123V122H121ZM125 123L124 122V126H125ZM137 123V122H136ZM143 123V122H142ZM199 123V122H198ZM204 123V124H205ZM214 123V121L212 122ZM211 122L206 124V127L207 125L211 126L212 127V124ZM218 123V122H217ZM239 123V122H237ZM59 124V123H58ZM115 124V123H114ZM144 124V123H143ZM142 124V125H143ZM176 126L175 127L176 129L175 130H178L177 133H172L173 136L172 138L170 137V133H169V137L166 138V140L164 141L163 139L165 137L162 136V129L164 127V129L167 127V130L170 132H172V127L173 126ZM201 124V122L199 123ZM60 125V124H59ZM76 125V123H75ZM112 125L110 127H112ZM118 125H121V124H118ZM118 125L117 126V129H118ZM128 125V124H127ZM126 125V126H127ZM134 125V124H133ZM132 125V126H133ZM137 125V124H135ZM133 126V129L134 127L137 128V126ZM203 125V124H202ZM49 126H50V122H49ZM62 126V125H61ZM90 126V125H89ZM126 126H125V129L123 128V131L121 132H125L126 131ZM144 126V125H143ZM166 126V127H165ZM201 126V125H200ZM204 126V125H203ZM24 127V126H23ZM59 127V126H58ZM114 127V125H113ZM121 127H123V124L121 125ZM119 127V128H121ZM128 125V129H129V132L132 131V127H130ZM142 127V126H141ZM192 127V126H191ZM205 127V126H204ZM116 128V127H115ZM145 128V127H144ZM160 128H162L160 130ZM178 128V129H177ZM201 127H199V129H201ZM53 129V128H52ZM88 129V130H87ZM122 129V128H121ZM138 129V128H137ZM143 129V128H142ZM147 129V128H146ZM213 129H215V127L213 126ZM231 129V128H230ZM248 129V128H247ZM113 130H116V129H111V131L113 132ZM120 130V129H118ZM125 130V131H124ZM145 130V129H144ZM161 131L160 132V135L159 136V132L157 133V131ZM166 130V129H165ZM166 130V131H167ZM205 130V128L203 129L202 128V131ZM17 131V130H16ZM14 132L15 134L10 136L9 139H11L10 142L6 143L0 139V142L2 141V144H0V179H5V180H2V181H6V177L13 172V168L12 166L10 165V161H11V157H14L13 155L17 154L20 152V150L23 148L24 145H26V147L29 149V151H32L34 154H35V151L39 150L40 148V141L39 140H36L35 138H33L32 136H30L29 134L27 133H24L23 132V129L21 128V130H18L17 132ZM60 131V129H59ZM109 132V130H107ZM107 131H105L104 135L107 134ZM135 129H134V132H132L133 134H135ZM139 131V130H138ZM141 132H144L142 130H140ZM191 131V132H190ZM196 131V132H197ZM233 131V130H232ZM247 131V130H246ZM3 132V131H2ZM55 132V131H54ZM115 133H111L113 136H116L117 135V131H114ZM127 132V131H126ZM147 132V131H145ZM204 132V131H203ZM245 132V131H242V133ZM248 132V131H247ZM264 132V131H263ZM53 133V132H52ZM91 133V135H90ZM59 135V133H57ZM110 134V132H109ZM109 134L107 135L108 137H111L109 136ZM116 134V135H115ZM119 134V132H118ZM144 134V133H143ZM168 134V133H166ZM201 134V135H200ZM205 134V132H204ZM219 134V133H218ZM216 134V135H218ZM240 134V133H239ZM244 134V133H243ZM246 134V133H245ZM248 134V133H247ZM136 135L137 132H136ZM139 135H142L139 134ZM138 135V136H139ZM163 135H165L163 133ZM215 135V136H216ZM251 135V134H250ZM51 136V134H50ZM52 136H55V134L53 133ZM60 136V135H59ZM112 136V137H113ZM126 136V134H125ZM131 136V135H130ZM129 136V137H130ZM134 136V135H133ZM145 136V135H144ZM220 136V135H219ZM243 136V135H242ZM257 136V135H256ZM0 137H1V132H0ZM46 137V136H45ZM57 137V136H56ZM62 137V136H60ZM65 137H64V140H65ZM107 137V138H108ZM117 137L119 138V135H117ZM121 137V136H120ZM137 137V136H136ZM163 137V139H161ZM241 137V136H240ZM249 137V136H248ZM261 137V136H260ZM104 138V139H102ZM106 138V139H107ZM126 138V137H125ZM135 138V137H134ZM242 138V137H241ZM239 138V139H241ZM90 139H92V142H93V145L89 146V142H90ZM110 139V138H109ZM117 139V138H116ZM131 139L133 140V138L131 137ZM246 139V138H245ZM243 138V141L245 140ZM250 139H251V136H250ZM54 140V139H53ZM68 140V139H66ZM65 140V142H66ZM108 140V139H107ZM115 140V139H114ZM113 140V141H114ZM132 140H130L132 142ZM253 140V139H252ZM62 141V140H61ZM116 141V140H115ZM120 141V140H119ZM127 141V140H126ZM142 141V140H141ZM214 141V142H213ZM224 141V140H223ZM241 141V140H240ZM246 141V140H245ZM248 141V140H247ZM259 141V140H258ZM263 145L262 147L264 148V138H263ZM121 142V141H120ZM232 142V141H231ZM238 142V141H236ZM69 143V142H68ZM118 143V142H117ZM122 143V142H121ZM219 143V142H218ZM221 143V142H220ZM239 143V142H238ZM238 143H235V144H238ZM64 144V143H63ZM124 144V143H122ZM125 144H128L129 143H125ZM133 144V143H130V145ZM243 145V143H241ZM49 145V144H48ZM60 145V144H59ZM66 145L67 143L65 144V148H66ZM129 145V146H130ZM212 145H213V148H212ZM229 145V144H228ZM231 145V143H230ZM229 145V146H230ZM240 145V144H238ZM237 145V147H238ZM240 145V146H242ZM259 145V144H258ZM42 146V145H41ZM64 146V145H63ZM69 146L71 147V144L69 143ZM126 146V145H125ZM225 146V145H224ZM228 146V147H229ZM234 146V145H233ZM236 146V145H235ZM245 145H243L242 147H244ZM247 146V145H246ZM256 146V145H255ZM25 147V146H24ZM48 147V146H47ZM53 147V146H52ZM69 147V148H70ZM89 147H92L90 149H88ZM241 147V148H242ZM249 147V145H248ZM246 147V148H248ZM257 147V146H256ZM64 148V149H65ZM208 151L206 152L205 149ZM224 148V147H223ZM230 148V147H229ZM235 148V147H234ZM250 148V147H249ZM261 148V147H260ZM263 148H262V151H263ZM26 149V148H25ZM76 149V148H74ZM101 149V148H100ZM109 149V147H108ZM221 149V147H220ZM232 149V148H231ZM230 149V150H231ZM237 149V148H236ZM235 149V150H236ZM51 150V149H50ZM61 150V149H60ZM105 150V149H104ZM123 150V151H122ZM218 150H216L215 152L217 153ZM222 150V149H221ZM239 150V149H238ZM247 150V149H246ZM28 151V152H29ZM100 151V150H99ZM107 151V149H106ZM105 151V152H106ZM202 151H205L203 154H202ZM211 151V152H210ZM214 151V150H213ZM220 151V150H219ZM232 151V150H231ZM234 151V149H233ZM237 151V150H236ZM235 151V153H236ZM248 151V150H247ZM119 152V151H118ZM128 151H126L127 153ZM238 152V151H237ZM25 153V152H24ZM99 154V152H97ZM102 153V152H100ZM111 153V152H110ZM116 153V152H115ZM222 153V152H221ZM220 153V155H221ZM248 153V152H247ZM246 153V154H247ZM50 154V153H49ZM63 154V153H62ZM129 154V153H128ZM255 154V152L253 153ZM263 154H264V151H263ZM110 155V154H109ZM111 155L113 156V154L111 153ZM116 155H120L121 154H116ZM115 155V156H116ZM131 155V154H130ZM218 153H217V156H220ZM248 155V154H247ZM30 156V155H29ZM72 156V155H71ZM98 156V155H97ZM108 156V155H106ZM127 156V155H126ZM255 157V156H253ZM262 157V156H261ZM47 158V157H46ZM102 158H103V154H102ZM115 158V157H114ZM120 159V157H118ZM117 158V159H118ZM125 158V157H124ZM214 158V159H213ZM113 159V158H112ZM119 159L117 162H119ZM126 159V158H125ZM128 159V157H127ZM77 160H81L84 161L85 163H76ZM97 160V161H96ZM109 160V159H108ZM220 160V158H219ZM235 160V159H234ZM254 160V159H253ZM262 160V159H261ZM113 161L115 162V159H113ZM112 161V162H113ZM121 161V159H120ZM124 161V159H123ZM258 161V159H257ZM238 162V161H237ZM58 163V162H57ZM108 163H110L111 165V162L108 161ZM114 164V163H113ZM111 165V166H114L115 167V164L114 165ZM118 164V163H117ZM123 164V163H122ZM125 164V162H124ZM218 164V163H217ZM263 164H264V161H263ZM263 164H259L258 166H262L263 167ZM71 165H74L71 167ZM106 165V166H105ZM109 165V164H108ZM119 165V166H118ZM116 167L118 168H121L120 165L121 164H118ZM126 165V164H125ZM257 165V164H256ZM103 167V166H102ZM124 169H125V166H122ZM126 167V168H128ZM215 167V166H214ZM218 167V166H217ZM66 168V167H65ZM260 168V167H259ZM258 168V170L260 171V169ZM201 169H204L203 171H201ZM61 170V169H60ZM66 170V171H68ZM128 170V169H125V171ZM214 170V169H213ZM257 170V169H256ZM264 170V168H263ZM65 171V172H66ZM69 171V172H70ZM110 173H108V172ZM115 173H117V175H119L118 171ZM63 172H64V168H63ZM120 172V170H119ZM128 172L127 174H130L129 171H126ZM212 172V171H211ZM60 173V176L62 177L63 175H61V171H59L57 174ZM100 173V172H98ZM104 173V174H105ZM123 173V172H122ZM205 173V174H204ZM257 173V172H256ZM13 174V173H12ZM11 174V175H12ZM55 174V173H54ZM56 174V175H57ZM68 175V172L66 173ZM115 175V174H114ZM120 175H121V172H120ZM238 175V174H237ZM260 174H258V177H259ZM58 176V175H57ZM57 176H55L54 179L58 178ZM65 176V175H64ZM69 176V175H68ZM101 176H103V174H101ZM113 176V175H112ZM124 176V175H123ZM133 177V176H132ZM261 177V176H260ZM263 177V176H262ZM66 178V177H65ZM98 179L100 180L98 182ZM123 179V178H122ZM210 179V178H208ZM58 180V179H57ZM55 180V181H57ZM104 180V178H103ZM261 180V179H260ZM54 181V182H55ZM206 181V180H204ZM240 181V180H239ZM127 182V181H126ZM263 183V181L261 182ZM2 184V183H1ZM57 184V183H56ZM102 184V183H101ZM135 184V185H134ZM207 184L210 185L209 182H207L206 184V189L207 188H210V186H208ZM54 185V184H53ZM118 187V188H117ZM263 187V186H262ZM101 188V187H100ZM119 189L117 191H119L118 193L116 192V189ZM214 188V187H212ZM114 189H115V192H114ZM256 190V187L254 189V191ZM214 191V189H213ZM213 191L210 189V194L212 195ZM262 191V189L260 190ZM264 191V190H263ZM204 192V191H203ZM202 192V193H203ZM207 192V191H205ZM209 192V191H208ZM215 192V191H214ZM57 194V192H55ZM59 193V192H58ZM216 193V192H215ZM214 193V194H215ZM261 193V192H260ZM66 194H64L66 196ZM207 194V193H205ZM235 194V193H234ZM255 194V193H254ZM59 195V194H58ZM208 195V194H207ZM219 195V194H218ZM253 195V194H252ZM257 195V194H256ZM60 196V195H59ZM104 196L106 197V201H109L108 203H101L104 199ZM209 196V195H208ZM207 196V197H208ZM264 196V195H263ZM50 197V196H49ZM53 197V196H52ZM206 197V198H207ZM258 197V196H257ZM255 196V198H257ZM260 197V196H259ZM216 198V197H215ZM249 198V197H248ZM253 198V197H252ZM51 199V198H50ZM54 201L53 202H58L59 201V197L57 196H54ZM61 199V197H60ZM102 199V201H101ZM208 199V198H207ZM211 199V197L209 198V200ZM264 199V197H263ZM262 199V200H263ZM209 200H206L207 202ZM213 200V199H212ZM233 200V199H232ZM247 200V199H246ZM256 200V201H255ZM253 198V201H251L250 203V206H249V203L246 204V211H248L249 207V211H250V215H248V221H249V228H251V232L249 230L246 231V244L248 243V240L250 239L251 242H252V238H249V237H252V234H254V238L256 237V240L255 241H258L256 242L257 244L260 242V240H257V238H261V239H264L263 236L261 237V235L259 236L258 233V229H257V226L254 224L253 225V219H254V215H255V218H256V214H257V208H258V205L256 206V204H263L258 202L257 203V200H260L259 199H255ZM52 201V200H51ZM205 201V202H206ZM60 202V201H59ZM204 202V201H203ZM202 202V203H203ZM204 202V203H205ZM233 202V201H232ZM250 202V200L248 201ZM264 202V201H262ZM211 203V201H210ZM247 203V202H246ZM208 203H206L207 205ZM209 205V204H208ZM212 205V204H210ZM230 205V204H229ZM234 205V204H233ZM247 205L249 206L247 208ZM264 205V204H263ZM263 205H260L262 206L261 208H263ZM56 206V205H55ZM177 207V205H176ZM207 207V206H206ZM213 207V206H212ZM237 207V206H236ZM176 208V209H178ZM260 208V207H259ZM232 209V208H231ZM256 209V210H255ZM261 209V213L263 218H264V210ZM175 210V209H173ZM176 211V210H175ZM174 211V212H175ZM172 212V214H171ZM260 212V211H259ZM259 212H258V216L257 218L260 216L259 215ZM177 214V212H175ZM214 213V214H213ZM220 213V212H219ZM228 213V212H227ZM249 213V212H248ZM256 213V214H255ZM182 214V213H181ZM180 214V216H182ZM218 214V213H216ZM221 215V214H219ZM261 216V218H262ZM178 217V216H177ZM184 217V218H185ZM192 217L194 219H192ZM233 217V216H232ZM174 218V217H173ZM227 218V217H226ZM255 219L254 221L257 222L258 219ZM180 219H183V217H181ZM39 220V219H38ZM175 220V219H174ZM190 220V219H189ZM188 220V222H189ZM226 220V221H225ZM262 220V219H261ZM229 221V219H228ZM231 221V220H230ZM236 221V219H235ZM263 221V220H262ZM261 221V222H262ZM233 222V220H232ZM230 223L228 228L231 227V224L232 226L234 227L233 223ZM259 222V221H258ZM236 224V223H234ZM258 224V223H257ZM264 224V223H263ZM180 226V227H181ZM261 226V224H260ZM175 227H177L175 225ZM174 227V228H175ZM181 227V228H182ZM238 227V226H237ZM246 226V228H248ZM33 228V226H32ZM173 228V229H174ZM248 228V229H249ZM178 229V228H176ZM260 229H262V227H260ZM259 229V231H260ZM264 229V227H263ZM257 230V231H256ZM30 232V231H29ZM32 232V231H31ZM34 232V231H33ZM22 233V232H20ZM35 233V235H36ZM168 233V232H167ZM166 233V234H167ZM176 235H177V232L175 231ZM183 233V234H184ZM195 233V234H194ZM262 234V232H260ZM259 233V234H260ZM5 234V233H4ZM11 234V233H10ZM197 234V235H196ZM15 235V234H14ZM20 235V234H18ZM27 235V234H26ZM31 235V233L29 234ZM191 235V234H190ZM189 235V236H190ZM196 235V236H195ZM227 235V236H226ZM239 236H241V232L238 234ZM236 235V236H238ZM243 235V234H242ZM258 235V237L256 236ZM4 236V235H3ZM7 235H5L6 237ZM10 236V235H9ZM179 236V235H178ZM234 236V235H233ZM232 236V237H233ZM238 236V237H239ZM12 237V236H10ZM10 237L8 238H5L4 241H2L3 239H0L1 243L0 244V264H14V262L18 260H20L19 258L21 257V254H22V251H23V248L22 246H19L18 244H14V241H11L10 240ZM17 237V236H16ZM15 237V238H16ZM29 237V236H28ZM32 237V236H31ZM165 237V236H164ZM171 237V236H170ZM184 237V236H183ZM193 237V236H192ZM228 237V238H229ZM235 237V236H234ZM243 237L245 238V236H242V241H243ZM25 238V237H24ZM191 238V237H190ZM192 238V239H194ZM212 238V239H213ZM231 238V237H230ZM237 238V237H236ZM235 238V239H236ZM17 239V238H16ZM26 239V238H25ZM33 239V238H32ZM31 239V241H32ZM165 239V238H164ZM176 239V238H175ZM175 239L173 241H175ZM183 239V238H182ZM198 239V238H196ZM235 239L233 238V241H235ZM21 240H22V236H21ZM20 240L19 243H21L22 241ZM34 240V239H33ZM170 240V239H169ZM172 240V239H171ZM199 240V239H198ZM197 240V241H198ZM201 240V239H200ZM214 240V239H213ZM180 241V240H179ZM183 241V240H181ZM186 241V240H185ZM190 244L193 246L195 243L194 241L195 240H191L189 239ZM216 241V240H215ZM214 241V242H215ZM238 241V238L237 240ZM240 241V242H242ZM254 241V240H253ZM264 241V240H262ZM262 241L260 242V245L262 244ZM170 242V241H169ZM177 242V241H176ZM192 242L194 244H192ZM199 242V241H198ZM212 242V243H211ZM239 242V243H240ZM244 242V241H243ZM180 243V242H179ZM187 243V241L185 242ZM197 243V242H196ZM237 243V244H239ZM250 243V242H249ZM22 244V243H21ZM170 244V243H168ZM205 245L206 246H209V245ZM250 244H254L253 242L250 243ZM264 244V243H263ZM41 245H37L38 248L40 246L41 248ZM165 245H167L165 243ZM182 245V244H181ZM188 245V244H187ZM213 245V246H214ZM242 245V244H241ZM255 245V244H254ZM254 245L253 247H251V245H248L250 247H248L247 249H254ZM184 246V244H183ZM202 246V245H201ZM212 245H210L211 247ZM212 246V247H213ZM240 246V245H239ZM243 246V245H242ZM35 247V246H34ZM160 247V245L158 246V248ZM176 247V246H175ZM189 247V246H188ZM196 247V246H195ZM210 247H206V248H210ZM247 247V246H246ZM258 247V246H257ZM169 248V247H168ZM180 248V247H179ZM206 248H204V252L201 250V252H203L205 254V250ZM242 248H245V247H242ZM259 248V247H258ZM256 248V250L258 249ZM263 248V246L261 247V249ZM191 249V248H190ZM199 249H202V248H199ZM213 248H211L212 250ZM249 249V250H250ZM260 249V248H259ZM258 249V250H259ZM260 249V250H261ZM26 250V249H25ZM34 250V249H33ZM31 249V251H33ZM40 249H38L39 251ZM154 250V249H153ZM157 250V249H156ZM165 250V249H164ZM185 250V249H184ZM187 250V249H186ZM210 250V249H209ZM210 250V251H211ZM255 249L252 250V253L254 251H256ZM259 250V252H260ZM28 251V250H27ZM158 251V250H157ZM182 251V250H181ZM197 251H199L197 249ZM210 251H208L207 253L210 254ZM214 251V249H213ZM213 251H211V253H213ZM215 251V252H216ZM245 251H246V248H245ZM262 251V250H261ZM30 252V251H29ZM35 252V251H34ZM33 252V253H34ZM40 252V251H39ZM180 252V251H179ZM194 252V250H193ZM200 252V253H201ZM214 252V253H215ZM248 252V250L246 251ZM245 252V253H246ZM36 253V252H35ZM33 254V255H36V254ZM190 250H189V253H187V255L189 254L190 255ZM197 252L195 251V254ZM206 253V254H207ZM255 253V252H254ZM262 253V252H260ZM259 253V254H260ZM179 254V253H178ZM186 254V253H185ZM205 255H202V256H206ZM207 254V255H208ZM226 254V255H225ZM243 253H241L242 255ZM248 254V253H247ZM245 254V256L247 255ZM251 254V250L249 252V255ZM257 255L256 256H259L258 255V252L256 253ZM27 255H28V252H27ZM37 255H40V254H37ZM36 255V256H37ZM194 255V254H193ZM192 255V256H193ZM198 255V253H197ZM215 254L213 255H210V256H216ZM254 255V254H253ZM264 255V254H263ZM179 256V255H178ZM177 256V257H178ZM221 256V255H220ZM236 256V257H235ZM40 257V256H38ZM45 257V258H44ZM47 257H51V258H47ZM169 257V256H168ZM173 257V256H172ZM180 257V256H179ZM190 256H188L189 258ZM194 257V256H193ZM197 257V256H196ZM198 257H201L198 256ZM207 257V256H206ZM205 257V258H206ZM209 257V256H208ZM212 257L209 258H206L204 259V263L205 264H210L209 260H213ZM217 258L219 256H216ZM235 257V258H234ZM242 256H240L241 258ZM248 257V255H247ZM35 258V257H34ZM37 258V257H36ZM47 258V259H46ZM160 258V256H159ZM175 258V257H174ZM184 258V257H183ZM216 258V259H217ZM256 258V257H254ZM258 258V257H257ZM261 258V257H260ZM33 259V258H32ZM181 259V258H180ZM179 259V260H180ZM186 259V258H184ZM190 259V258H189ZM194 259H197V258H194ZM216 259H215V262H216ZM223 259V258H222ZM227 258H226V261H229ZM234 259V260H233ZM247 262L249 261V258H247ZM263 259H264V256H263ZM38 260V259H37ZM172 260V259H171ZM199 261V259H197ZM224 260V259H223ZM238 260H239V257H238ZM242 260V259H241ZM246 260V259H245ZM244 260V261H245ZM254 259L251 257V260L250 261H253ZM260 260V259H259ZM2 261V262H1ZM29 263L28 264H33L32 260H31V255L28 257V260H27ZM161 261V260H160ZM175 261V259L173 260ZM185 261V260H183ZM182 261V262H183ZM190 261V260H189ZM209 261V262H208ZM218 261V260H217ZM221 262H223L222 260H219ZM218 261V262H219ZM231 261V262H232ZM256 261V260H255ZM123 262V261H122ZM121 262V264H122ZM157 262V261H156ZM172 262V261H171ZM180 262V261H179ZM188 262V261H187ZM191 262V261H190ZM196 262V261H194ZM230 262V261H229ZM240 262V260L238 261ZM254 262V261H253ZM21 263V261H20ZM19 263V264H20ZM200 263V262H199ZM196 262V264H199ZM213 263V262H212ZM249 263V262H248ZM257 263V261H256ZM264 263V260L263 262H261V264ZM22 264V263H21ZM172 264V263H171ZM185 264V262H184ZM195 264V263H193ZM201 264V263H200ZM202 264H203V261H202ZM215 264V263H213ZM219 264V263H218ZM224 264V262L222 263ZM227 264V263H225ZM238 264V263H237ZM241 264V263H240ZM245 264V263H244ZM252 264V263H251ZM258 264V263H257ZM259 264H260V261H259Z\"/></svg>", "mask_w": 264, "mask_h": 264}]
</instances>
